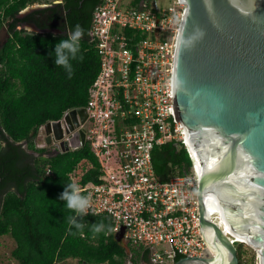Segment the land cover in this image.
<instances>
[{"label": "built area", "instance_id": "built-area-1", "mask_svg": "<svg viewBox=\"0 0 264 264\" xmlns=\"http://www.w3.org/2000/svg\"><path fill=\"white\" fill-rule=\"evenodd\" d=\"M185 12L183 0H100L90 30L100 69L89 89L88 118L74 130H85L100 169L99 182H81L90 163L70 175L89 198L87 215L109 216L108 234H122L123 244L149 250L153 264L212 255L200 231L201 177L175 104L176 49ZM74 131H65L63 139L69 141ZM168 142L184 148L191 165L163 180L155 172L153 151ZM252 249L239 264H260Z\"/></svg>", "mask_w": 264, "mask_h": 264}, {"label": "water", "instance_id": "water-1", "mask_svg": "<svg viewBox=\"0 0 264 264\" xmlns=\"http://www.w3.org/2000/svg\"><path fill=\"white\" fill-rule=\"evenodd\" d=\"M183 1L175 104L201 177L200 231L212 255L173 264H211L217 256L239 264L231 239L247 240L264 264V0ZM87 118L85 107L73 108L67 128L60 120L43 125L53 155L86 145L85 130H74ZM65 131H74L69 141Z\"/></svg>", "mask_w": 264, "mask_h": 264}, {"label": "trees", "instance_id": "trees-1", "mask_svg": "<svg viewBox=\"0 0 264 264\" xmlns=\"http://www.w3.org/2000/svg\"><path fill=\"white\" fill-rule=\"evenodd\" d=\"M31 1L0 0V30L8 24L10 34L0 46V238L9 235L15 240L12 256L21 264H65L68 259L81 264L150 261L149 250L127 246L108 234L113 222L107 215L80 217L82 232L69 231L68 218L74 213L59 196L73 183L70 175L80 164L90 163L93 166L81 182H99V163L89 143L48 156L34 141L45 123L87 105L100 69L90 34L93 11L100 0H93L84 26L80 25L85 35L77 56L83 59L70 60V79L63 67L54 64L55 45L69 35L26 34L16 29L17 14ZM76 23L73 17L71 31ZM153 163L156 174L165 180L177 169L188 170L191 160L184 148L168 142L154 149ZM93 224L105 225V231L94 236ZM238 255L241 259L240 248Z\"/></svg>", "mask_w": 264, "mask_h": 264}, {"label": "flooded vegetation", "instance_id": "flooded-vegetation-1", "mask_svg": "<svg viewBox=\"0 0 264 264\" xmlns=\"http://www.w3.org/2000/svg\"><path fill=\"white\" fill-rule=\"evenodd\" d=\"M92 2L93 0L31 1L17 14L19 21L16 29L26 34H52L56 36L69 35L71 32L70 24L73 17L79 25L84 26ZM4 26H6V35L2 40L0 39V46L10 37L8 24H5ZM68 113L69 112L65 113L63 117L59 119L62 123L66 121ZM39 135L43 137L42 148H45L48 154H55L57 152L56 147L53 144H48V136L46 135V128L44 126L40 127L37 136ZM25 147H27V145ZM142 263L153 264L151 260H142L141 264Z\"/></svg>", "mask_w": 264, "mask_h": 264}, {"label": "clouds", "instance_id": "clouds-1", "mask_svg": "<svg viewBox=\"0 0 264 264\" xmlns=\"http://www.w3.org/2000/svg\"><path fill=\"white\" fill-rule=\"evenodd\" d=\"M84 35L85 30L77 24L70 32L67 39H63L55 45L54 64L56 66L63 67L69 79L73 75V66L70 63V60L83 59L82 56L78 57L77 53L80 51V41ZM59 199L64 201L66 208L74 213L73 216L68 218V223L70 225L69 231L71 232V229L75 228L76 230L82 232L84 224L79 218L86 216L89 213V198L81 194L80 188L76 183H69L60 194ZM92 214L95 215V213ZM91 231L95 236L96 234L105 231V225L93 224ZM108 231H111V229L109 228ZM105 234L107 235V232H105Z\"/></svg>", "mask_w": 264, "mask_h": 264}, {"label": "rangeland", "instance_id": "rangeland-1", "mask_svg": "<svg viewBox=\"0 0 264 264\" xmlns=\"http://www.w3.org/2000/svg\"><path fill=\"white\" fill-rule=\"evenodd\" d=\"M5 35H6V26L1 28L0 30V39L2 40L5 37ZM34 141L37 146L41 147L43 143V137L41 135L36 136L34 138ZM24 143H25L24 146H26L27 142ZM29 152L32 153L33 151H29ZM84 170L85 168H81L79 173L82 174ZM236 245L238 248L241 249L242 256L247 255V257H249L254 253L253 249L249 245L240 244V243H237ZM15 247H16V242L11 236L6 235L0 238V264H21L15 257L12 256V251ZM65 264H81V263L77 259H68L67 261H65Z\"/></svg>", "mask_w": 264, "mask_h": 264}, {"label": "bare ground", "instance_id": "bare-ground-1", "mask_svg": "<svg viewBox=\"0 0 264 264\" xmlns=\"http://www.w3.org/2000/svg\"><path fill=\"white\" fill-rule=\"evenodd\" d=\"M206 208H207V199H206ZM207 237H208L209 240L212 239V235L207 234ZM238 240L241 241V242H246V243L248 242L245 239H238ZM225 260H227V254H225ZM220 263H221V257L220 256H217L215 258V260L211 264H220Z\"/></svg>", "mask_w": 264, "mask_h": 264}]
</instances>
